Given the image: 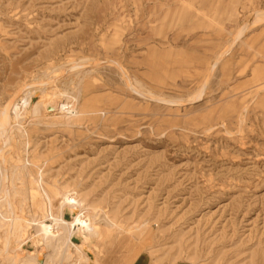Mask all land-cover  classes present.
<instances>
[{
	"label": "rangeland",
	"instance_id": "obj_1",
	"mask_svg": "<svg viewBox=\"0 0 264 264\" xmlns=\"http://www.w3.org/2000/svg\"><path fill=\"white\" fill-rule=\"evenodd\" d=\"M0 118L16 216L97 232L62 264H264V0H0Z\"/></svg>",
	"mask_w": 264,
	"mask_h": 264
},
{
	"label": "bare ground",
	"instance_id": "obj_2",
	"mask_svg": "<svg viewBox=\"0 0 264 264\" xmlns=\"http://www.w3.org/2000/svg\"><path fill=\"white\" fill-rule=\"evenodd\" d=\"M135 90H136V88H135ZM66 92H64V93H66ZM65 95H67V94H65ZM74 97L68 96V98H66V100H68L69 102H72L75 99ZM75 102H77V100ZM49 104L53 105V103H51V102ZM7 109L8 108H6V110ZM5 123H6V118H3V119L0 118V139L4 143H6L8 138H9L8 137V135H9L8 129L3 127V125H5ZM2 163L3 162H1V159H0V174H1V178H2V184H3V187H1V189H0V227L6 226V229L8 227L7 236H6L7 237L6 243L8 245H11L10 243H15V246H13L12 251H11L12 257L10 259V263H12V264H62L64 260H70L71 256H70L69 250L71 247H73L75 245L72 242V238L74 237V234H75L74 230H72V227L74 225H81L83 228V231L88 233V236L94 235L97 233L94 231V228L91 225V222L84 220L85 219L84 214L86 215V213H82V214L80 213V215L75 217L72 222H67L62 216L57 218L55 215H53V208H52V202H51L50 196L46 192H43V191H45V189H44V190H42V192L44 193V197L46 198L45 201H47L48 203L45 204V208H44L45 212L42 215L39 214L38 216H36L37 215L36 214L35 216H33L31 218L25 217L27 219L21 218L22 216L21 217L16 216L15 211H13V206H12V200L13 199L12 198H14L16 196V194H18L19 192H17V189H15L13 187H12V190L9 189V187H8V181H9L8 175L6 173V170L2 167V165H3ZM10 178H11V180H13V176H11ZM16 178L17 179H19V178L24 179V175L22 173L17 174ZM41 184H42V180L38 181L37 182L38 187L37 188H34V187L31 188V190L28 191L27 196L29 194L31 196L32 200H35L41 192V189H42ZM69 197H70V195H69ZM69 197H68V194L64 195V197L60 201V209L63 210V208H65V206H68L69 208H71L73 210V208H75L77 206V203H76L77 199L76 200L70 199ZM23 200L25 201L26 198L24 197ZM5 207L8 208L7 209L8 211H6L4 209ZM22 209H23V207H22ZM21 213H19V214L21 215ZM45 218H51V220L54 223L52 225L45 224L44 222H46V221H43V219H45ZM53 226H55V227L53 228ZM30 228L34 229L35 233H39V235L42 234L41 237H43L42 241H44V245L46 246V248L45 247L44 248L46 250H45V252H43L44 251L43 250L42 253L39 252V253L29 254L27 256H23L21 258H18V252L22 249L21 247L24 243L23 236L25 235V232H27ZM5 234H6V232H5ZM8 250H10V249H7V251ZM47 250L50 252H47ZM1 252H3V251H1ZM7 253H9V252H7ZM7 253H5V255H7ZM1 257H2V255H1ZM83 259L84 258L82 257V260ZM68 262H71V261H68ZM73 264H80V263H78V261H76Z\"/></svg>",
	"mask_w": 264,
	"mask_h": 264
}]
</instances>
